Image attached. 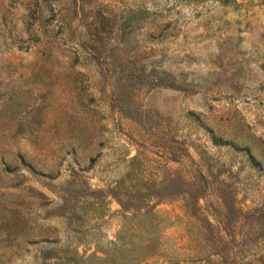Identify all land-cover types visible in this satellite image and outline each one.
<instances>
[{
	"label": "rangeland",
	"instance_id": "obj_1",
	"mask_svg": "<svg viewBox=\"0 0 264 264\" xmlns=\"http://www.w3.org/2000/svg\"><path fill=\"white\" fill-rule=\"evenodd\" d=\"M75 257L264 264V0H0V264Z\"/></svg>",
	"mask_w": 264,
	"mask_h": 264
},
{
	"label": "trees",
	"instance_id": "obj_2",
	"mask_svg": "<svg viewBox=\"0 0 264 264\" xmlns=\"http://www.w3.org/2000/svg\"><path fill=\"white\" fill-rule=\"evenodd\" d=\"M6 169H7V168H6ZM74 260H75L74 263H76V264H80V263L76 260V257H75Z\"/></svg>",
	"mask_w": 264,
	"mask_h": 264
}]
</instances>
